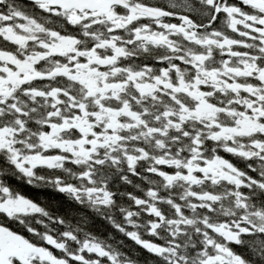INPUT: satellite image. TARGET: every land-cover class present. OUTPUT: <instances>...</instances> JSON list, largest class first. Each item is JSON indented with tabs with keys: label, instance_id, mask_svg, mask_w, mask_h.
Here are the masks:
<instances>
[{
	"label": "snow or ice",
	"instance_id": "6c2138e0",
	"mask_svg": "<svg viewBox=\"0 0 264 264\" xmlns=\"http://www.w3.org/2000/svg\"><path fill=\"white\" fill-rule=\"evenodd\" d=\"M0 264H264V0H0Z\"/></svg>",
	"mask_w": 264,
	"mask_h": 264
},
{
	"label": "trees",
	"instance_id": "16d2710c",
	"mask_svg": "<svg viewBox=\"0 0 264 264\" xmlns=\"http://www.w3.org/2000/svg\"><path fill=\"white\" fill-rule=\"evenodd\" d=\"M31 194V193H30Z\"/></svg>",
	"mask_w": 264,
	"mask_h": 264
}]
</instances>
